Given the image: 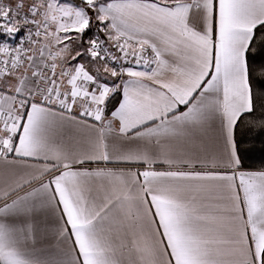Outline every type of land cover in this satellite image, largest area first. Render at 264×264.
Masks as SVG:
<instances>
[{"label":"snow or ice","instance_id":"obj_1","mask_svg":"<svg viewBox=\"0 0 264 264\" xmlns=\"http://www.w3.org/2000/svg\"><path fill=\"white\" fill-rule=\"evenodd\" d=\"M264 0H0V264H264Z\"/></svg>","mask_w":264,"mask_h":264},{"label":"trees","instance_id":"obj_2","mask_svg":"<svg viewBox=\"0 0 264 264\" xmlns=\"http://www.w3.org/2000/svg\"><path fill=\"white\" fill-rule=\"evenodd\" d=\"M261 145L256 144V150L249 154V162L259 166L260 161L264 160V152L260 151Z\"/></svg>","mask_w":264,"mask_h":264}]
</instances>
